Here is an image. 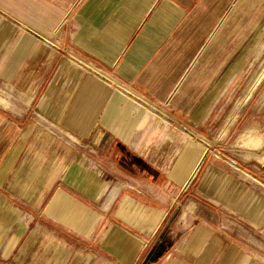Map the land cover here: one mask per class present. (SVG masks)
<instances>
[{
    "label": "crops",
    "instance_id": "0c3cea01",
    "mask_svg": "<svg viewBox=\"0 0 264 264\" xmlns=\"http://www.w3.org/2000/svg\"><path fill=\"white\" fill-rule=\"evenodd\" d=\"M232 1L0 0V264H264V134L181 168Z\"/></svg>",
    "mask_w": 264,
    "mask_h": 264
},
{
    "label": "rangeland",
    "instance_id": "374dc122",
    "mask_svg": "<svg viewBox=\"0 0 264 264\" xmlns=\"http://www.w3.org/2000/svg\"><path fill=\"white\" fill-rule=\"evenodd\" d=\"M231 5L224 28L217 30L213 36V75L215 77L222 75L224 81L227 76L229 87L222 103L219 101L216 104L214 116L221 118L222 122L229 118L230 123L239 117L238 125L232 127L226 139L216 146L202 139L199 131L196 132L197 134L194 130L182 132L181 168L183 170L191 168L201 152L207 149L213 150V155L230 161L232 156L228 151L237 148L233 143L236 144L238 140L244 139L246 134L244 132L248 128L256 134L257 132L264 134V72L262 73L264 70V0H233ZM20 26L23 30H29L21 23ZM75 61L99 75L96 69L88 67L77 59ZM115 86L117 89L124 90L119 84ZM130 96L149 106L143 98L133 94ZM241 103L243 106L238 110ZM221 128L222 126L214 127L216 132ZM201 160L202 158L198 165Z\"/></svg>",
    "mask_w": 264,
    "mask_h": 264
},
{
    "label": "bare ground",
    "instance_id": "6f19581e",
    "mask_svg": "<svg viewBox=\"0 0 264 264\" xmlns=\"http://www.w3.org/2000/svg\"><path fill=\"white\" fill-rule=\"evenodd\" d=\"M264 72V70L262 71V73ZM251 92V91H250ZM202 137V136H201ZM210 143V142H209Z\"/></svg>",
    "mask_w": 264,
    "mask_h": 264
}]
</instances>
